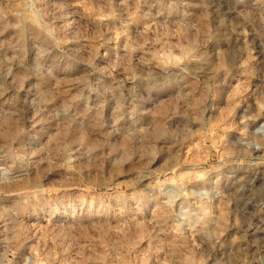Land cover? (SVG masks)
<instances>
[{"label":"rangeland","instance_id":"1","mask_svg":"<svg viewBox=\"0 0 264 264\" xmlns=\"http://www.w3.org/2000/svg\"><path fill=\"white\" fill-rule=\"evenodd\" d=\"M259 262L264 0H0V264Z\"/></svg>","mask_w":264,"mask_h":264},{"label":"bare ground","instance_id":"2","mask_svg":"<svg viewBox=\"0 0 264 264\" xmlns=\"http://www.w3.org/2000/svg\"><path fill=\"white\" fill-rule=\"evenodd\" d=\"M8 122L9 121H8L7 116L6 117L2 116L1 125L7 124ZM65 132H66V129H61L59 132V136H62L63 134H65Z\"/></svg>","mask_w":264,"mask_h":264},{"label":"built area","instance_id":"3","mask_svg":"<svg viewBox=\"0 0 264 264\" xmlns=\"http://www.w3.org/2000/svg\"><path fill=\"white\" fill-rule=\"evenodd\" d=\"M257 264H264V262H259V263H257Z\"/></svg>","mask_w":264,"mask_h":264}]
</instances>
